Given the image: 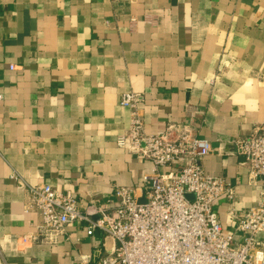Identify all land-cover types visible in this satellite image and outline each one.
Wrapping results in <instances>:
<instances>
[{
  "label": "crops",
  "instance_id": "0c3cea01",
  "mask_svg": "<svg viewBox=\"0 0 264 264\" xmlns=\"http://www.w3.org/2000/svg\"><path fill=\"white\" fill-rule=\"evenodd\" d=\"M127 91L143 97L146 133L187 122L209 141L206 171L235 189L216 211L242 239L234 227L264 182L235 147L264 125V0H0V264H97L113 249L87 221L45 242L27 186L83 211L117 205L124 186L146 201L154 164L116 142Z\"/></svg>",
  "mask_w": 264,
  "mask_h": 264
},
{
  "label": "built area",
  "instance_id": "2783aa9c",
  "mask_svg": "<svg viewBox=\"0 0 264 264\" xmlns=\"http://www.w3.org/2000/svg\"><path fill=\"white\" fill-rule=\"evenodd\" d=\"M142 98L134 91L122 95L120 103L131 109V119L116 142L154 164L143 177L146 201H140L137 188L124 186L117 189V205H90L83 211L71 194L49 184L28 185L29 207L41 216L39 235L54 244L68 225L87 221L89 235L101 230L115 240L107 254L97 249L87 257L97 264H264V182L258 204L234 227L239 240L224 229L215 208L222 198L233 201L235 189L226 177L206 171L209 141L187 122H169L146 133ZM235 147L251 181L264 178V125L237 139Z\"/></svg>",
  "mask_w": 264,
  "mask_h": 264
},
{
  "label": "water",
  "instance_id": "95a60500",
  "mask_svg": "<svg viewBox=\"0 0 264 264\" xmlns=\"http://www.w3.org/2000/svg\"><path fill=\"white\" fill-rule=\"evenodd\" d=\"M142 200H143V199H141L140 201L143 202Z\"/></svg>",
  "mask_w": 264,
  "mask_h": 264
}]
</instances>
